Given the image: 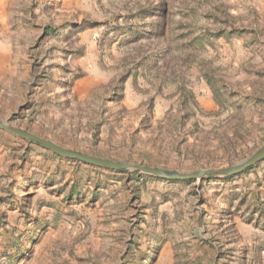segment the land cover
Listing matches in <instances>:
<instances>
[{
	"label": "rangeland",
	"instance_id": "374dc122",
	"mask_svg": "<svg viewBox=\"0 0 264 264\" xmlns=\"http://www.w3.org/2000/svg\"><path fill=\"white\" fill-rule=\"evenodd\" d=\"M0 119L172 170L264 144V0H0ZM0 264H264V160L165 180L0 129Z\"/></svg>",
	"mask_w": 264,
	"mask_h": 264
},
{
	"label": "water",
	"instance_id": "95a60500",
	"mask_svg": "<svg viewBox=\"0 0 264 264\" xmlns=\"http://www.w3.org/2000/svg\"><path fill=\"white\" fill-rule=\"evenodd\" d=\"M0 129L21 139L34 143L52 153L67 159L78 160L95 167L117 172H134L149 175L165 180H195L197 182L223 176H233L244 172L247 168L264 160V144L250 155L239 161L222 167L199 168L190 171L172 170L168 168L150 166L141 163L114 160L108 157L97 156L80 150L64 147L50 139L41 137L26 129L12 126L6 120L0 119Z\"/></svg>",
	"mask_w": 264,
	"mask_h": 264
},
{
	"label": "trees",
	"instance_id": "16d2710c",
	"mask_svg": "<svg viewBox=\"0 0 264 264\" xmlns=\"http://www.w3.org/2000/svg\"><path fill=\"white\" fill-rule=\"evenodd\" d=\"M67 160H72V161H76V160H73V159H67ZM78 161V160H77ZM253 166H251V167H249V168H247L245 171H247L248 169H250V168H252ZM103 169V168H102ZM105 170H107V169H105ZM110 171H113V170H110ZM117 172V171H116ZM243 173V172H242Z\"/></svg>",
	"mask_w": 264,
	"mask_h": 264
}]
</instances>
